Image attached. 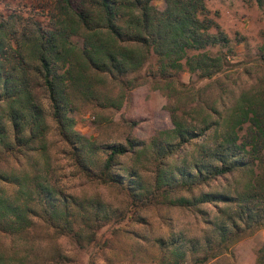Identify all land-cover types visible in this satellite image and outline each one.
Wrapping results in <instances>:
<instances>
[{"label":"trees","instance_id":"trees-1","mask_svg":"<svg viewBox=\"0 0 264 264\" xmlns=\"http://www.w3.org/2000/svg\"><path fill=\"white\" fill-rule=\"evenodd\" d=\"M255 1L258 5L264 2ZM163 3L164 7L159 9L155 0H58L56 15L35 20L32 29L21 34L17 33L15 16L0 13L3 151L25 152L37 142L42 145L49 116L60 136L74 143L78 150L75 155L90 163L87 150L97 147L73 130L77 101L121 107L128 99L127 94L141 84L139 79H144L129 75L144 67L149 68L148 76L162 81L161 88L171 93L177 92L176 83L188 84L180 80L184 71L196 74L198 79L219 73L226 61L221 49L229 46L230 38L210 15L206 0H163ZM217 46L218 51L211 54V49ZM106 79L120 86L116 96L101 90ZM37 88L44 94L46 108L42 99L37 98ZM177 110L176 105H170L173 127L162 133L166 138L150 140L155 191L149 194L136 169H129L126 175L119 173L122 156L128 152L141 155L140 148L145 143L135 138L103 146L106 156L100 163L98 177L105 183L124 187L135 203L146 204L156 199L157 194L164 197L172 190L193 186L220 187L226 177L245 174L246 183L233 195L209 189L191 199L179 197L176 201L182 206L203 203L216 206L218 202L234 205L229 222L220 221L214 226L221 241L229 240L240 222L260 223L264 219V87L242 91L225 114L216 104L207 106L195 123L187 121ZM210 131L215 133L214 144L206 140ZM185 145H194L196 149L195 159L188 163L180 154ZM169 157L174 159L173 163H168ZM0 178L14 183L19 180L18 176L3 173ZM34 187L36 202L49 213V218L72 227L76 219L68 203L77 201L60 198L38 182ZM29 208L18 198L0 194V228L13 232L26 229ZM98 213L94 216L99 217ZM109 215L103 212L101 217ZM168 245L172 255L183 254L179 244L173 241ZM256 264H264V245L258 250Z\"/></svg>","mask_w":264,"mask_h":264},{"label":"rangeland","instance_id":"rangeland-1","mask_svg":"<svg viewBox=\"0 0 264 264\" xmlns=\"http://www.w3.org/2000/svg\"><path fill=\"white\" fill-rule=\"evenodd\" d=\"M57 4L58 0H0V13L13 14L17 33L21 34L31 30L35 20L56 15ZM155 4L159 9L164 7L163 0H155ZM206 5L230 38L229 46L221 49L226 55L222 70L204 79L184 71L180 80L188 84L176 83L177 92L171 93L161 88L162 81L148 76L149 68L144 67L129 75L144 79H139L141 84L126 93L128 99L121 107L77 101L73 130L97 147L87 150L90 163L75 155L78 150L74 143L60 136L49 116L42 145L37 142L31 149L18 153L5 152L0 147V173L19 178L17 183L0 178V194L18 198L30 207L26 229L13 232L0 228V264H256L258 250L264 245V219L252 224L240 222L231 238L221 241L214 226L220 221L229 222L234 205L218 202L216 206H182L176 201L179 197L191 199L209 189L233 195L246 183L245 174L226 177L220 187L193 186L172 190L164 197L157 194L146 204L135 203L124 187L105 183L98 177L100 163L106 156L103 146L135 138L145 143L140 148L141 155L128 152L122 156L119 173L126 175L129 169H136L145 189L152 193L155 161L150 140L166 138L162 133L172 129L170 105H176L178 113L195 123L207 106L216 104L225 114L242 91L264 87V2L258 5L255 0H206ZM219 48L213 47L211 54ZM101 90L112 96L121 91L119 85L108 79ZM36 95L46 108L40 88ZM206 140L214 144L215 133L208 132ZM195 152L194 145H185L181 159L191 162ZM173 162L169 157L168 163ZM36 182L60 198L77 201L68 203L76 219L72 227L64 226L61 220H51L49 213L37 204ZM96 212H100L99 217L94 216ZM103 212L111 215L103 219ZM173 241L183 254H171L168 244Z\"/></svg>","mask_w":264,"mask_h":264}]
</instances>
